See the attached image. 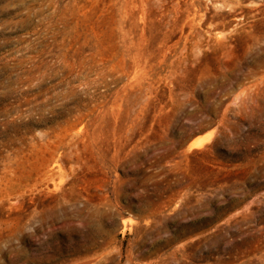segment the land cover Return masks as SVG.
<instances>
[{
    "label": "rangeland",
    "instance_id": "1",
    "mask_svg": "<svg viewBox=\"0 0 264 264\" xmlns=\"http://www.w3.org/2000/svg\"><path fill=\"white\" fill-rule=\"evenodd\" d=\"M0 264H264V0H0Z\"/></svg>",
    "mask_w": 264,
    "mask_h": 264
},
{
    "label": "bare ground",
    "instance_id": "2",
    "mask_svg": "<svg viewBox=\"0 0 264 264\" xmlns=\"http://www.w3.org/2000/svg\"><path fill=\"white\" fill-rule=\"evenodd\" d=\"M205 137H197V138H194L193 140H191V142L189 143V146H194V145H198L200 144L203 140H204Z\"/></svg>",
    "mask_w": 264,
    "mask_h": 264
}]
</instances>
